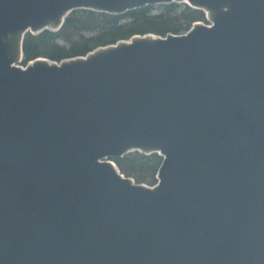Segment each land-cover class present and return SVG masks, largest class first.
I'll use <instances>...</instances> for the list:
<instances>
[{"label": "water", "instance_id": "water-1", "mask_svg": "<svg viewBox=\"0 0 264 264\" xmlns=\"http://www.w3.org/2000/svg\"><path fill=\"white\" fill-rule=\"evenodd\" d=\"M172 2L210 23L20 64L75 9ZM0 264H264V0H0Z\"/></svg>", "mask_w": 264, "mask_h": 264}, {"label": "trees", "instance_id": "trees-1", "mask_svg": "<svg viewBox=\"0 0 264 264\" xmlns=\"http://www.w3.org/2000/svg\"><path fill=\"white\" fill-rule=\"evenodd\" d=\"M207 22L205 12L186 3L148 5L122 14H112L91 9L70 12L57 31L27 32L23 39L21 64L38 57L60 61L86 55L99 46L128 40L134 35L187 32L193 23ZM120 171L136 183L154 185L163 157L154 152L145 154L132 151L122 157L111 158Z\"/></svg>", "mask_w": 264, "mask_h": 264}, {"label": "rangeland", "instance_id": "rangeland-1", "mask_svg": "<svg viewBox=\"0 0 264 264\" xmlns=\"http://www.w3.org/2000/svg\"><path fill=\"white\" fill-rule=\"evenodd\" d=\"M204 22V21H203ZM204 23H206V24H208V23H210V22H204ZM49 59V58H48ZM52 60V59H51ZM22 65V64H21ZM157 178V177H156ZM157 181H158V178H157ZM144 184H146V183H144ZM146 185H148V186H152V185H149V184H146Z\"/></svg>", "mask_w": 264, "mask_h": 264}, {"label": "bare ground", "instance_id": "bare-ground-1", "mask_svg": "<svg viewBox=\"0 0 264 264\" xmlns=\"http://www.w3.org/2000/svg\"><path fill=\"white\" fill-rule=\"evenodd\" d=\"M206 13V12H205ZM207 16H208V14H207ZM185 33V32H184Z\"/></svg>", "mask_w": 264, "mask_h": 264}, {"label": "flooded vegetation", "instance_id": "flooded-vegetation-1", "mask_svg": "<svg viewBox=\"0 0 264 264\" xmlns=\"http://www.w3.org/2000/svg\"><path fill=\"white\" fill-rule=\"evenodd\" d=\"M21 64V63H20Z\"/></svg>", "mask_w": 264, "mask_h": 264}]
</instances>
